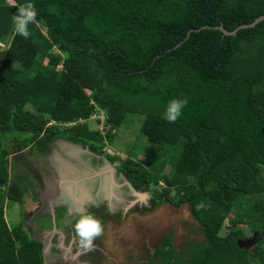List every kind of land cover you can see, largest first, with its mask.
<instances>
[{
    "label": "trees",
    "instance_id": "trees-1",
    "mask_svg": "<svg viewBox=\"0 0 264 264\" xmlns=\"http://www.w3.org/2000/svg\"><path fill=\"white\" fill-rule=\"evenodd\" d=\"M26 2L0 0V41L10 39L0 50V264H46L43 243L5 216L33 186L9 178L11 156L63 138L115 164L96 143L132 114L154 147L116 169L141 192L162 179L154 202L189 204L204 235L185 253L167 235L150 264H264V239L251 252L240 227L264 233V20L235 35L216 29L251 24L264 0H33L25 38L13 17ZM182 96V116L168 122L167 102ZM97 109L105 136L90 125ZM163 164L173 172L153 170Z\"/></svg>",
    "mask_w": 264,
    "mask_h": 264
},
{
    "label": "rangeland",
    "instance_id": "rangeland-1",
    "mask_svg": "<svg viewBox=\"0 0 264 264\" xmlns=\"http://www.w3.org/2000/svg\"><path fill=\"white\" fill-rule=\"evenodd\" d=\"M9 42V38L6 41H0V50L6 51ZM97 110L90 118V125L91 128L105 136L106 115L103 110ZM143 118L139 114L129 115L128 121L116 131L112 142L106 139L103 143L94 142L101 146L107 154L120 157L115 164H111L112 175L105 172L102 176L104 192L100 199L97 201L95 199L97 191L95 187L90 190L91 182H82L78 185L79 188L66 183L65 186L69 190L71 189L72 195H70L71 198L63 197L62 201L72 213H67L63 208H57L56 213L42 212L37 216L36 220L47 221L49 231H54L56 228L65 230L67 226L64 231L67 235L65 245L66 248L71 249V254L66 255V252L63 255L62 253L57 254L56 249L52 253L47 252L48 254L45 255L46 264H150L151 256L162 245L167 235L173 234V244L181 253H185L192 244L203 240L202 227L193 215L189 204L177 208L169 203L157 204L154 202L153 194L164 185L162 179L156 184L154 181L149 192H136L132 189L127 175L115 169L127 156H136L139 160H143L150 154L149 148L154 147L140 131ZM58 128L60 132H64L65 127ZM52 142L56 145L52 156L46 152L39 157L38 151L35 149L30 152V148L21 154L12 155L9 164V178L13 179L17 175L25 173L26 166L29 169L32 165L41 167L42 173H45L49 168L50 161L55 162L57 167L68 165L76 168L78 164L72 160L84 158L82 150H85L83 148L87 146L75 145L69 140L62 139ZM49 150L50 147L47 151ZM173 169L174 166L169 164L153 167V170H159L163 175L171 174ZM76 172L78 171H66L68 179L76 180L78 178ZM83 174V171L79 170V177L83 178ZM112 179L113 183H111ZM84 186H86V196L76 197L75 190ZM33 190L34 187L28 185L29 195L27 198L30 197L37 201L36 198H32ZM145 193L146 198L141 200L138 195ZM57 194L59 195V193ZM261 197L264 198V194ZM38 206L37 202L32 203L31 200H28L25 206L21 202L8 200L5 210L8 224L12 227L24 224L28 228L25 222L38 213L37 211L40 210ZM89 210L102 219L104 230L100 236L95 238V246L89 251H83L79 245L78 236L73 232V226L78 215ZM44 222L40 226H43ZM240 227L250 238L244 243V246L252 252L256 244L264 239V233L254 232L248 225L243 224ZM42 236L41 241L48 245L52 233L45 232ZM58 241L63 242V240ZM58 243L54 245L57 247Z\"/></svg>",
    "mask_w": 264,
    "mask_h": 264
},
{
    "label": "crops",
    "instance_id": "crops-1",
    "mask_svg": "<svg viewBox=\"0 0 264 264\" xmlns=\"http://www.w3.org/2000/svg\"><path fill=\"white\" fill-rule=\"evenodd\" d=\"M49 147H50L49 151L41 152V151L37 150L38 156L40 157L42 154H44L46 152H48L52 156L54 154L53 150L56 149V145H55V143L52 142V143H50ZM70 147H72V146L70 145ZM83 149H85V150H82V152L84 153V158L83 159L75 158L72 160V161L78 163V166L76 168L71 167V169L66 170L65 167H63V166L57 167L55 165L56 164L55 162L53 163V161H50L51 163L49 164V168L46 169L45 173H42L41 167H39V166L37 167L35 165H32L29 169L26 166L25 173L20 174L22 176L28 177V181L33 184L34 192L32 194V198L37 199V201H34L30 197H28L25 201L24 206L27 205L28 200H31L32 203L37 202L39 204L38 207H40L39 208L40 210L37 211L38 213L35 214L34 216H31L25 222L26 225L28 226L29 231L32 233V236L34 238L39 239L40 241L43 237L42 236L43 233H45V232H48L49 234L52 233V236L50 237L51 240H48V242H49L48 245H47V243L44 244V242L41 241L44 245V248H46L44 256L46 254H48L47 252L52 253L53 250H55V249H56L55 252L57 254L62 253V255L64 254V252H66V255H68L71 252L70 251L71 249L66 248V245H65V239L67 238V235L65 234L64 231L66 230L67 226L65 227V230H59L58 228H56L54 231H49L47 221H45V222L43 221L44 222L43 226H40L43 222L40 221L39 219L36 220L37 216L42 212H44V213L45 212L56 213L57 208H63V209H65V211H67V213H72L70 210H68L66 208L65 202L62 201L63 197H67V196L70 197V195H72L71 189L69 190L65 186L66 183L78 188V185L80 183L90 181V179H92L94 176L99 177L100 182H102V176L105 173V171H102L103 170L102 166H101V168H102V170H101L100 167L94 168V166L89 165L86 162V154L91 157V154L88 151L89 148L85 147ZM73 170L78 171V172H76L78 178H76V180L72 181V180L68 179V174L66 173V171L68 172V171H73ZM79 170L83 171V173H84L82 175V176H84L83 178L79 177ZM99 171H100V175H99ZM90 190H92V188H90ZM95 190H97V188ZM78 192L80 193V191L76 189L75 190V196L76 197L78 196ZM57 193H59V195ZM99 193L100 192L96 191L97 196H100ZM57 195H58V198H56ZM48 209H50V210H48ZM90 209H92V208H90ZM68 211H70V212H68ZM58 240H63V242H59ZM55 243H58L57 247H56V245H54ZM46 245L48 246V248ZM64 257L66 258V256H64ZM45 261H46V256H45Z\"/></svg>",
    "mask_w": 264,
    "mask_h": 264
},
{
    "label": "clouds",
    "instance_id": "clouds-1",
    "mask_svg": "<svg viewBox=\"0 0 264 264\" xmlns=\"http://www.w3.org/2000/svg\"><path fill=\"white\" fill-rule=\"evenodd\" d=\"M17 9L18 14L13 17L14 31L27 38L30 35L29 25L35 23L38 10L33 0H27L25 4L19 6ZM188 102L187 96L171 98L165 106L163 118L168 122L177 121L182 116L183 109L187 106ZM73 227L83 251L91 250L95 246V238L100 236L104 230L102 219L90 211H84L79 214L75 219Z\"/></svg>",
    "mask_w": 264,
    "mask_h": 264
},
{
    "label": "flooded vegetation",
    "instance_id": "flooded-vegetation-1",
    "mask_svg": "<svg viewBox=\"0 0 264 264\" xmlns=\"http://www.w3.org/2000/svg\"><path fill=\"white\" fill-rule=\"evenodd\" d=\"M57 139H62V140H64V141H66L67 139H63V138H57ZM56 139V140H57ZM68 141V140H67ZM70 142H72V141H70ZM52 143V142H51ZM73 143V142H72ZM73 144H76V143H73ZM90 152V154H91V157L89 156V155H87L86 154V162L89 164V165H91V166H94V168H97L98 166L101 168V166L100 165H102V168H103V170H102V168H101V170L102 171H105V172H109L108 174L110 175V173H111V175H112V172H110V170L108 169L109 167L107 166L108 165V158L107 157H105V156H103V155H99V154H96V153H94V152H92L91 150L89 151ZM78 157V156H77ZM75 164H78L77 162H74ZM107 164V165H106ZM98 165V166H97ZM63 166V165H62ZM78 166V165H77ZM63 167H65V169L67 170H69V169H71V167L70 166H68V165H66V166H63ZM106 169H108V170H106ZM115 173V172H114ZM99 175H100V171H99ZM98 175V176H99ZM113 179H112V182L111 183H113ZM89 182H91L90 183V187L91 188H93V187H95V188H97V191L98 192H100V196H101V194H102V192H104V189H103V187H102V182H100V180H99V177H97V176H94L92 179H90V181H88L87 183H89ZM101 183V184H100ZM132 187V186H131ZM79 188V187H78ZM94 189V188H93ZM132 189L134 190V191H136L137 192V190H135L133 187H132ZM77 190H80V193L78 192V196L79 197H84V196H86V186H84L83 188H81V189H77ZM82 194V195H81ZM96 196V201L98 200V198L100 199V196H97V195H95ZM139 197V196H138ZM63 259V258H62Z\"/></svg>",
    "mask_w": 264,
    "mask_h": 264
},
{
    "label": "water",
    "instance_id": "water-1",
    "mask_svg": "<svg viewBox=\"0 0 264 264\" xmlns=\"http://www.w3.org/2000/svg\"><path fill=\"white\" fill-rule=\"evenodd\" d=\"M262 20H264V15L263 16H260L259 18H257L254 22H252L251 24H245V25H241L240 27H238L236 30L234 31H228L227 29H225L223 26H218L216 27V29H219L221 30L223 33H225L226 35H235L240 29H243V28H251V27H255L259 22H261ZM208 26H205L203 27L202 29L204 28H207ZM200 30V29H198ZM108 169L112 172L113 170L111 169V163L108 161ZM106 169V170H108ZM139 198L144 199L146 198V193L144 195H138ZM44 253H45V248H44ZM46 263V261H45Z\"/></svg>",
    "mask_w": 264,
    "mask_h": 264
},
{
    "label": "built area",
    "instance_id": "built-area-1",
    "mask_svg": "<svg viewBox=\"0 0 264 264\" xmlns=\"http://www.w3.org/2000/svg\"><path fill=\"white\" fill-rule=\"evenodd\" d=\"M73 124H75V123H70L69 125H73Z\"/></svg>",
    "mask_w": 264,
    "mask_h": 264
}]
</instances>
